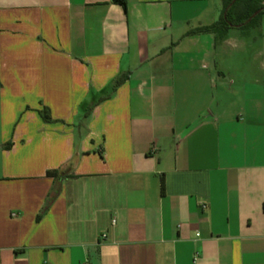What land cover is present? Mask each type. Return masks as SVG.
Wrapping results in <instances>:
<instances>
[{"label":"crops","instance_id":"0c3cea01","mask_svg":"<svg viewBox=\"0 0 264 264\" xmlns=\"http://www.w3.org/2000/svg\"><path fill=\"white\" fill-rule=\"evenodd\" d=\"M126 1L0 0V264H264V79L195 32L223 0Z\"/></svg>","mask_w":264,"mask_h":264},{"label":"rangeland","instance_id":"374dc122","mask_svg":"<svg viewBox=\"0 0 264 264\" xmlns=\"http://www.w3.org/2000/svg\"><path fill=\"white\" fill-rule=\"evenodd\" d=\"M229 38H240V42L228 48V51L233 55V64L225 68L233 67L230 73L235 75V80L232 81L238 83H245L249 81H260L262 83L264 75L259 71V62L254 60L253 57L255 53L262 52L264 54V14L258 15L255 20L246 27H234L229 30ZM241 38H249L245 41L246 49L243 48ZM245 51V52H244ZM243 52L246 55H243ZM248 57V60H246ZM248 63V72L243 74V68L246 66L241 65V62ZM246 67V68H247ZM236 87V86H234ZM237 88V87H236Z\"/></svg>","mask_w":264,"mask_h":264},{"label":"trees","instance_id":"16d2710c","mask_svg":"<svg viewBox=\"0 0 264 264\" xmlns=\"http://www.w3.org/2000/svg\"><path fill=\"white\" fill-rule=\"evenodd\" d=\"M113 2L120 5L125 11L127 10L126 0H113ZM223 3L224 9L220 20L209 27L195 30L196 33L213 32L217 35V38H225L231 28L246 27L251 24L258 15L264 14V0H223ZM260 9H262L261 12L251 21H248L249 18ZM42 115L47 119L44 112H42ZM48 174L51 176H58L61 175V171H51L48 172ZM164 189L165 181L162 177V192Z\"/></svg>","mask_w":264,"mask_h":264},{"label":"water","instance_id":"95a60500","mask_svg":"<svg viewBox=\"0 0 264 264\" xmlns=\"http://www.w3.org/2000/svg\"><path fill=\"white\" fill-rule=\"evenodd\" d=\"M262 9L258 10L257 12H255L250 18L248 21H251L254 17H256L260 12H261Z\"/></svg>","mask_w":264,"mask_h":264},{"label":"built area","instance_id":"2783aa9c","mask_svg":"<svg viewBox=\"0 0 264 264\" xmlns=\"http://www.w3.org/2000/svg\"><path fill=\"white\" fill-rule=\"evenodd\" d=\"M86 264H89V263H86Z\"/></svg>","mask_w":264,"mask_h":264}]
</instances>
